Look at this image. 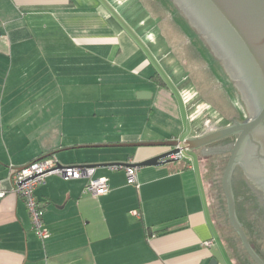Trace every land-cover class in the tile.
<instances>
[{
    "label": "crops",
    "instance_id": "obj_1",
    "mask_svg": "<svg viewBox=\"0 0 264 264\" xmlns=\"http://www.w3.org/2000/svg\"><path fill=\"white\" fill-rule=\"evenodd\" d=\"M177 45L199 55L163 0H0V181L9 190L0 199V264L256 263L220 224L210 195L219 165L202 159L211 144L190 166H140L139 186L111 168L167 150L112 144L183 141L228 126L185 66L181 80L169 73L183 69ZM171 87L187 89L183 104ZM212 89L223 97L222 82ZM46 156L96 165L110 191L94 197L86 178L48 176L36 190L51 233L43 241L10 173ZM246 210L239 217L258 243L264 226L246 220L262 212Z\"/></svg>",
    "mask_w": 264,
    "mask_h": 264
},
{
    "label": "water",
    "instance_id": "obj_2",
    "mask_svg": "<svg viewBox=\"0 0 264 264\" xmlns=\"http://www.w3.org/2000/svg\"><path fill=\"white\" fill-rule=\"evenodd\" d=\"M172 14L175 16L186 34L196 45L205 59L212 66L228 95L242 108L243 116L247 117L242 99L236 91L235 85L227 78L224 70L212 56L211 49L197 35L190 21L170 0H163ZM200 13L210 22L213 28L227 41L234 52L243 60L248 71L252 74L258 88L262 92L264 102V0H190ZM183 15V16H182ZM187 20V21H186ZM145 93V92H144ZM264 106L261 115L254 120L236 122L222 129L200 137H192L186 140L172 139L165 141L137 142L125 144H112L110 146H162L167 150L142 162H135L137 166L162 165L166 162L178 160L174 157L177 153L200 149L206 145L215 144L224 138L238 135L231 155L224 171L222 184L227 199V211L230 222L243 242L245 249L257 264H264L263 258L253 247L244 226L238 216L236 197L233 189L232 176L237 163L238 153L247 136L254 140L253 132H256L255 142L259 145L264 158ZM93 165V164H90ZM116 165H121L116 163ZM125 165H128L125 164ZM96 167V165H93ZM210 264H218L217 258H212Z\"/></svg>",
    "mask_w": 264,
    "mask_h": 264
},
{
    "label": "flooded vegetation",
    "instance_id": "obj_3",
    "mask_svg": "<svg viewBox=\"0 0 264 264\" xmlns=\"http://www.w3.org/2000/svg\"><path fill=\"white\" fill-rule=\"evenodd\" d=\"M174 2L184 17L190 21L200 38L210 47L211 53L220 63L225 75L235 85L236 91L240 95L241 102L247 112V117L244 119L238 118L235 120V123L256 119L261 115L264 106L262 92L243 60L190 0H174ZM231 124L234 123L230 122L227 125ZM261 131H264V128H260L259 133ZM253 136L255 140V131L253 132ZM237 138L238 135H233L219 140L217 143L211 144V148H213L211 150L228 152L234 147ZM254 140L250 136L245 138L238 153L237 163L232 176L237 212L241 210V201L244 200L242 196H237L236 194L235 190L239 191L237 187L238 183L243 184L250 180L256 188L254 189L256 194L260 195L264 200V158L259 145ZM238 170L243 172L242 176L238 175Z\"/></svg>",
    "mask_w": 264,
    "mask_h": 264
},
{
    "label": "rangeland",
    "instance_id": "obj_4",
    "mask_svg": "<svg viewBox=\"0 0 264 264\" xmlns=\"http://www.w3.org/2000/svg\"><path fill=\"white\" fill-rule=\"evenodd\" d=\"M178 47V45H177ZM178 50H176V59L179 58V62H180V70H175L176 67H174L175 73L174 71L169 72L171 75L174 76V78L176 80L183 78L184 77V73L183 70L185 68H187L189 70V74L187 76V80H192L194 83L196 82V80H198V82H196V86L199 88L200 91H202V95L204 94V99L205 97L207 98V101L211 104V106H213V108H217L219 110L224 108V125L226 124V122H232L235 123V120L238 118H241L243 116V111L242 109H238L234 102L233 99L228 95L226 89L224 88V92H222V96L218 95L213 89L212 86L214 84H216L217 82L221 81L218 77V75L216 74V72L214 71V69L212 68V66L209 64V62L205 59V57L202 55V53L199 51V55L193 51V47L192 46H185L182 47L181 49V45H180V49L179 47L177 48ZM184 50L186 51V55L183 53ZM188 52V53H187ZM196 55V56H195ZM167 56H164L163 58H161V60H164V64L167 65L168 58H166ZM201 65V66H205L204 70L202 69H198L197 66ZM185 66V68H184ZM186 70V69H185ZM178 78V79H177ZM199 78L201 80V83L199 82ZM184 79V80H185ZM204 79V80H203ZM187 81V82H189ZM172 91V94H174V96L178 99V101L182 103V99L179 98L181 97V95L184 94V92H186L187 89L185 88H174L171 87L170 88ZM182 91V92H181ZM180 92V94H179ZM199 95L198 93H196V96ZM241 108V107H240ZM194 111L192 110V113ZM225 127V126H224ZM204 158L202 157L203 160H206V164H212L213 162H215L217 165H219V169L218 172L216 173V178H215V184L214 186L211 188L210 190V195H211V199L213 201L214 207L216 208V211L219 212V216H220V224L222 225V227L225 228V231H229V232H234L235 233V229H233L228 221V214H227V199H226V195L225 192L223 190V184H222V179H223V175H224V171L226 169L227 163L229 161L231 152H220V151H216V150H212V152H208V154H203ZM202 155V156H203ZM201 156V153L195 151V150H190V151H185V157L187 158L186 160H179V161H183V162H187L188 158H193V160H196L197 162H199V157ZM238 175L242 176L243 172L241 170H238ZM247 184V183H246ZM247 186L250 189H256L252 182L249 180V184H247ZM238 189L241 188V184L238 183L237 184ZM245 195L247 196V194L245 193ZM253 203L252 201L249 202ZM250 222L246 220V222L248 223H257L256 226L258 225H263L264 226V220L261 219V216L259 217H255L253 218L252 216H250L249 218ZM253 223V224H254ZM262 228V227H261ZM245 230L248 234V237L250 240H253V236L251 234V232L249 231L248 227L245 225ZM264 234V232H263ZM237 236V235H236ZM238 237V236H237ZM260 242L263 241L264 244V236H260L259 237ZM242 240L240 239V244ZM257 251L260 254L261 257L264 258V250L261 249L259 246H257ZM214 253H216L218 255V252L216 249H214ZM256 264V263H255Z\"/></svg>",
    "mask_w": 264,
    "mask_h": 264
},
{
    "label": "built area",
    "instance_id": "obj_5",
    "mask_svg": "<svg viewBox=\"0 0 264 264\" xmlns=\"http://www.w3.org/2000/svg\"><path fill=\"white\" fill-rule=\"evenodd\" d=\"M178 160H186L185 153H177L174 155ZM188 165H192V158H188ZM112 169L124 168L127 175V182L131 185L139 186L138 171L139 166L135 165V161L130 159L128 165H111ZM96 167L90 164L77 163L62 165L54 156L38 159L30 162L22 168H14L10 173L12 182V190L17 192L24 200L32 220V228L36 235L45 240L50 237L51 233L46 227L44 220V210L36 195L37 188L46 182V178L50 175H58L65 180L88 179L84 193H88L94 197L106 195L110 191L109 181L106 177L97 178L94 176ZM9 190L4 188L0 181V199L4 198ZM134 215L140 216L138 210L133 211ZM210 247L213 241L204 243Z\"/></svg>",
    "mask_w": 264,
    "mask_h": 264
},
{
    "label": "trees",
    "instance_id": "obj_6",
    "mask_svg": "<svg viewBox=\"0 0 264 264\" xmlns=\"http://www.w3.org/2000/svg\"><path fill=\"white\" fill-rule=\"evenodd\" d=\"M173 4H174V6L177 8V10L178 11H180V9L178 8V6L176 5V3L174 2V0H170ZM183 16V15H182ZM187 21V20H186ZM192 29H194L193 27H192ZM195 30V29H194ZM196 32V31H195ZM197 33V32H196ZM197 35L199 36V34L197 33ZM200 37V36H199ZM213 56V55H212ZM215 59V58H214ZM216 60V59H215ZM216 62L217 63H219L218 62V60H216ZM220 64V63H219ZM246 117V116H245ZM231 122V121H230ZM229 122V123H230ZM46 157H50V156H46ZM46 157H43V158H46ZM43 158H40V159H43ZM247 184H249V182L247 181ZM247 184L246 183H243V184H241V188L239 189V191H237V190H235L236 191V194H237V196H242L243 198H244V200L243 201H241V207L243 208H247V210H246V213L247 214H249V213H251V211H259V212H262V214L260 215L261 216V219H263L264 220V200H263V198L260 196V195H258V194H256V192L253 190V189H250L249 190V187L247 186ZM245 193L247 194V196L245 195ZM253 195H256V196H253ZM253 202V203H250L249 204V202ZM238 213V216H239V212H237ZM227 214H228V211H227ZM228 216V215H227ZM249 217V216H248ZM240 218V217H239ZM248 219V221L250 220L249 218H247ZM240 220H241V218H240ZM227 221H228V223H229V225L233 228V226H232V224H231V222H230V219H229V216H228V218H227ZM251 221V220H250ZM249 221V222H250ZM242 222V224H243V226H244V229H245V223L243 222V221H241ZM254 223V222H253ZM252 223V225H256L257 223H254L253 224ZM250 224V223H249ZM258 226V225H257ZM234 229V228H233ZM235 231V230H234ZM246 231V230H245ZM235 233H236V231H235ZM247 233V232H246ZM237 234V233H236ZM248 235V234H247ZM237 236H238V238L240 239V237H239V235L237 234ZM249 238V237H248ZM250 240V239H249ZM250 242L252 243V245H253V247L255 248V250L257 251V246L260 244V242L258 241V243L257 242H255V241H253V240H250ZM242 243V242H241ZM242 245H243V243H242ZM243 248H244V250L246 251V253L248 254V252H247V250L245 249V247H244V245H243ZM258 252V251H257ZM259 254V253H258ZM249 255V254H248ZM260 255V254H259ZM252 258V257H251Z\"/></svg>",
    "mask_w": 264,
    "mask_h": 264
}]
</instances>
